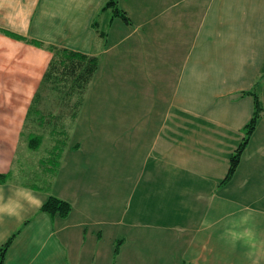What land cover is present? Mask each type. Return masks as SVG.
Wrapping results in <instances>:
<instances>
[{
    "label": "crops",
    "instance_id": "1",
    "mask_svg": "<svg viewBox=\"0 0 264 264\" xmlns=\"http://www.w3.org/2000/svg\"><path fill=\"white\" fill-rule=\"evenodd\" d=\"M106 1L0 0V192L71 206L0 217L2 264H264V0H118L129 24ZM51 48L98 67L71 130L49 131L66 138L56 176L40 159L29 184L25 116ZM125 72L154 86L122 88ZM252 91L263 113L222 185Z\"/></svg>",
    "mask_w": 264,
    "mask_h": 264
},
{
    "label": "trees",
    "instance_id": "2",
    "mask_svg": "<svg viewBox=\"0 0 264 264\" xmlns=\"http://www.w3.org/2000/svg\"><path fill=\"white\" fill-rule=\"evenodd\" d=\"M106 10L111 11L112 18H119L126 24L130 23L125 13L118 8V0H107L101 9V12ZM50 52L53 54V57L48 65V70L43 78V82H50L54 84L55 87L62 85L63 87L67 88L65 92L69 96L78 95L81 99L84 96L85 91L97 70V58L57 48H51ZM250 95L254 99V113L250 122L245 127V135L241 144L239 145L238 149L232 154L229 160L228 172L221 183L222 185L228 182L236 171V168L240 162L241 155L255 130L258 120L261 118L263 113L262 104L258 96L254 93V91L250 92ZM64 142L62 144L56 143V145L53 147V152L49 154L50 160L47 162L52 163L53 166H55L54 170L53 168L51 169V164L48 166H45V164L43 165L45 166V169H47L46 167H48V173H50L52 178H54L57 174V170L60 165V155L66 146ZM39 144L40 140L37 137H32L28 146L33 150L35 148H38ZM40 210L41 212L46 213L51 217L66 218L70 214L71 206L65 201H62L55 197H49L47 201L42 205ZM13 237H11L0 248V264L3 263L5 253L8 250ZM118 250L119 243L115 247V257L118 254Z\"/></svg>",
    "mask_w": 264,
    "mask_h": 264
},
{
    "label": "rangeland",
    "instance_id": "3",
    "mask_svg": "<svg viewBox=\"0 0 264 264\" xmlns=\"http://www.w3.org/2000/svg\"><path fill=\"white\" fill-rule=\"evenodd\" d=\"M125 73L126 75H123L120 79L122 88L130 89L137 85L138 89L151 90L152 86H154L152 85L149 87L147 81H143L140 78H136V80H134L135 78H132L134 77L133 72ZM134 81H136V85ZM41 85L43 90H39L36 95L31 97V102L25 116L26 123L24 124L23 129L24 137H22L23 140H25L27 136L34 138L37 137L40 140V144L38 148L32 150L28 146L29 143L25 140L27 148L29 149V163H26L24 175L16 174L19 180L29 184H39L38 182H41L43 177L45 178L42 172H40V170L43 171V167L39 170L40 167L38 160L42 159L45 166L51 164L50 167L54 170L55 166H53L52 163L47 162L50 160V155L47 154L53 151L52 148L56 145V142H64L66 138H62L60 136L54 138L53 135L50 136L49 131L58 133V135H66L67 130H71L73 126L72 123L78 119L86 92L88 90L87 87L84 96L80 99L78 95L69 96L65 92L67 88L62 85L55 87V85L50 82H43V79L41 81ZM30 140L28 141L30 142ZM44 149L47 154H45ZM46 168L48 169V167ZM34 174L40 178H35ZM45 175L48 179L51 176L48 172H46Z\"/></svg>",
    "mask_w": 264,
    "mask_h": 264
},
{
    "label": "clouds",
    "instance_id": "4",
    "mask_svg": "<svg viewBox=\"0 0 264 264\" xmlns=\"http://www.w3.org/2000/svg\"><path fill=\"white\" fill-rule=\"evenodd\" d=\"M26 204L31 207H42V201L30 189L17 187L7 198L0 192V217L19 218Z\"/></svg>",
    "mask_w": 264,
    "mask_h": 264
}]
</instances>
